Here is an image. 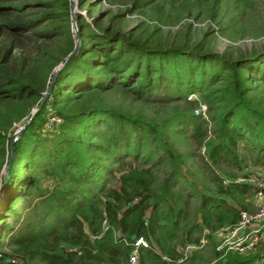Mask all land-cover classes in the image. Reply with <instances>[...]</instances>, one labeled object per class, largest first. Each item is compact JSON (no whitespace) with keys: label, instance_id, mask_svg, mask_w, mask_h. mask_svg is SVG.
I'll use <instances>...</instances> for the list:
<instances>
[{"label":"trees","instance_id":"16d2710c","mask_svg":"<svg viewBox=\"0 0 264 264\" xmlns=\"http://www.w3.org/2000/svg\"><path fill=\"white\" fill-rule=\"evenodd\" d=\"M76 1L86 6V16L74 13L79 50L45 96L76 42L73 0H0V264H130L138 237L148 247L137 264H189L162 256L177 257L203 229L211 241L233 228L251 186L231 179L249 153L264 168V46L234 57L211 48L209 31L194 36L191 23L165 29L215 20L222 0ZM249 6L230 8L244 17ZM134 14L141 21L124 27ZM111 93L174 103L155 118L112 105ZM199 101L208 119L194 114ZM29 118L5 182L14 124ZM189 124L214 188L194 181L175 146ZM186 183L200 195L193 220ZM217 244V264L264 258L261 248L222 255Z\"/></svg>","mask_w":264,"mask_h":264},{"label":"rangeland","instance_id":"374dc122","mask_svg":"<svg viewBox=\"0 0 264 264\" xmlns=\"http://www.w3.org/2000/svg\"><path fill=\"white\" fill-rule=\"evenodd\" d=\"M232 2L233 0H222L220 9L216 10L218 13V17L215 20L210 19L207 15H202L197 20H193L192 18H185V20H181L178 24L167 26V28L165 29L174 32L183 24L191 23L194 36L202 37L204 32L209 31L207 39L210 41L211 48L215 51L224 52L234 57H237L239 54L262 49L264 46V0H250V6L247 8V12L244 17L234 16V13L231 12L230 8ZM73 4L74 5L72 6V12L74 19L75 12L86 16V6H83L81 8L78 7L76 0ZM107 7V3H101L93 9L92 14L95 15L97 9H105ZM140 21L141 18L138 14L128 16L124 22V27H133ZM193 96L197 97V95ZM106 101L110 102L116 107H120L127 103L132 104L131 109L133 111L142 109L146 116L155 118L166 117L172 111V106L174 103L171 102L166 104L159 99H153L144 102L143 100H135L128 94L123 95L122 93H111L107 95ZM27 121L24 123L16 122L14 124L17 128L15 131H17L22 125L27 123ZM207 127L208 130L211 129L210 125ZM173 140L176 148L184 154L186 166L190 169L191 174L194 177V181L206 188H214V185L211 182L213 173L211 171V168L203 161L201 154L198 153V144L192 136V124H189L187 126L185 136L175 137ZM249 154L251 157L250 161H247L246 166H244V171L238 174L239 178L246 175L250 176L258 173L264 174L263 167H254L252 165V162L254 160V153ZM224 168H226L227 170H231L229 166H226ZM4 170L5 169L3 166V173ZM231 171L233 172V170ZM216 172L221 173L219 170H217ZM158 173L160 177H163L164 169H162ZM182 188L186 194L190 193V195L188 196V217L190 220H193L195 215L197 214V206L200 202V195L188 183L184 184ZM250 188L251 189H249V193L245 195V200L243 203L246 204L248 210H253L256 207V203L252 193V187ZM215 242L219 243L217 235L215 239L211 241L209 240L205 246L195 250L193 259H191L192 255H190V258L186 262L189 261V264H217L218 259L214 253ZM260 248L264 249V244L258 246L256 250Z\"/></svg>","mask_w":264,"mask_h":264},{"label":"built area","instance_id":"2783aa9c","mask_svg":"<svg viewBox=\"0 0 264 264\" xmlns=\"http://www.w3.org/2000/svg\"><path fill=\"white\" fill-rule=\"evenodd\" d=\"M193 97L191 95L189 98L192 99ZM194 114L208 119L206 105L199 101L198 106L194 109ZM231 180L248 183L252 187L256 207L253 210L240 209L238 222L233 228L225 227L216 232L219 242L216 250L222 252V255L227 251L245 255L255 251L258 246L264 244V174L246 175ZM207 233L208 230L203 229L197 241L181 246L178 249L179 255L177 257L162 256V258L174 263L187 261L195 250L202 248L208 243ZM141 247H148V241L143 237H138L134 242V249L128 259L130 264L138 263L139 248ZM255 264H264V258L257 260Z\"/></svg>","mask_w":264,"mask_h":264},{"label":"water","instance_id":"95a60500","mask_svg":"<svg viewBox=\"0 0 264 264\" xmlns=\"http://www.w3.org/2000/svg\"><path fill=\"white\" fill-rule=\"evenodd\" d=\"M75 2V0H73V3ZM74 5V4H73ZM74 19V16L72 15V20ZM72 31L74 33V38L76 40L75 42V45L73 47V49L68 53L67 57L65 58L64 62L61 63L54 71V73L52 74V77H51V83H50V86H49V89H48V92L46 93L45 96L48 95V93L50 92L52 86H53V83H54V80L58 74V72L60 71L61 68H63L65 66V64L71 59V57L76 54L79 50V45H80V38H79V35H78V32H77V26H76V22H75V19L73 20V23H72ZM43 101V100H42ZM41 101V103H42ZM40 103V105H41ZM39 105V107H40ZM38 110V109H37ZM34 114V113H33ZM31 118V117H30ZM30 118L28 119L27 123L29 122ZM25 123L24 125H22L17 131H15L12 135V138L10 140V144H9V149H10V155H9V162H8V166L5 168L4 170V181L6 182V174H7V171H8V168H9V165L11 164V161H12V158H13V145H14V141L16 140V138L18 137V135L22 132V130L24 129V127L26 126ZM2 195V190H0V197Z\"/></svg>","mask_w":264,"mask_h":264}]
</instances>
